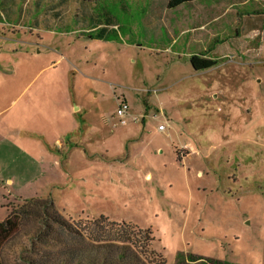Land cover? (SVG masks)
Instances as JSON below:
<instances>
[{"label": "rangeland", "instance_id": "374dc122", "mask_svg": "<svg viewBox=\"0 0 264 264\" xmlns=\"http://www.w3.org/2000/svg\"><path fill=\"white\" fill-rule=\"evenodd\" d=\"M157 1L0 0V164L15 178L0 264L35 257L18 247L34 225L11 212L29 197L82 228L103 215L143 251L149 228L165 264H264V27L229 14L179 33L193 25L150 14ZM193 55L216 64L196 71Z\"/></svg>", "mask_w": 264, "mask_h": 264}, {"label": "trees", "instance_id": "16d2710c", "mask_svg": "<svg viewBox=\"0 0 264 264\" xmlns=\"http://www.w3.org/2000/svg\"><path fill=\"white\" fill-rule=\"evenodd\" d=\"M35 1L37 5L47 1L53 2L47 8H58L70 1H80L79 4H82L83 0ZM190 1L167 0L166 5L168 8H174ZM100 28L102 32L103 27ZM191 64L193 69L198 71L212 67L216 61L193 55ZM20 200L21 204L11 212L19 215L20 226L27 222L34 225L31 232L27 230L22 232L29 241L28 245L18 242L21 252L27 250L33 252L35 256L22 257L25 264H165L164 258L155 249L149 248L151 241L154 240L153 236L149 237L151 234L149 228L141 231L145 240L143 251L130 232L101 225L99 221L103 215L93 220V227L82 228L63 216L50 198L29 197ZM19 234L20 231L11 238ZM3 249L4 246L0 250V255L4 252ZM209 261L211 264L216 263L214 260Z\"/></svg>", "mask_w": 264, "mask_h": 264}, {"label": "crops", "instance_id": "0c3cea01", "mask_svg": "<svg viewBox=\"0 0 264 264\" xmlns=\"http://www.w3.org/2000/svg\"><path fill=\"white\" fill-rule=\"evenodd\" d=\"M252 0H191L190 2L183 3L178 5L174 8H168L166 5L167 0H158L156 4L154 3V6L152 7L151 13L153 14L156 12V10L163 9V14L167 16L170 10L172 9H179V14L181 15V19L188 21L190 25H193L192 27H180L179 33L186 31L187 33L191 31H196L198 27H202L203 23H217L220 21L223 17L226 15L231 14L230 16L237 17L238 23L240 22V25H245L250 28V30L253 29L254 32H258L260 27H264L263 25H259L257 23L258 18H261L263 16L264 8L255 10L254 13H251L250 6L255 3V1ZM260 6L264 7V0L260 4ZM237 8V9H235ZM237 11H235V10ZM190 12H192V15L190 16ZM189 13V14H188ZM169 19H175L179 21L177 16L170 15ZM196 23H199V26L194 25ZM235 24V23H232ZM231 27V26H229ZM206 28V27H204ZM216 31L220 32L223 31V27H217ZM1 142L0 144H6L9 141L5 139L4 136L0 135ZM6 142V143H5ZM58 145H60V142H58ZM9 145V144H7ZM15 178L12 176V174L9 171L8 167H5V163L0 164V186L1 188L4 187L3 184L8 183L9 186L14 185ZM26 183V182H24ZM0 209H6L4 205L0 204ZM5 213L8 215V209H6ZM2 214V218L0 219V223L3 221V219L6 218L7 215Z\"/></svg>", "mask_w": 264, "mask_h": 264}, {"label": "built area", "instance_id": "2783aa9c", "mask_svg": "<svg viewBox=\"0 0 264 264\" xmlns=\"http://www.w3.org/2000/svg\"><path fill=\"white\" fill-rule=\"evenodd\" d=\"M128 113V105L126 101H121L119 102L117 109H116V114L120 118V123L123 124L125 123V115ZM159 130H164L165 129V124H159L158 125Z\"/></svg>", "mask_w": 264, "mask_h": 264}]
</instances>
